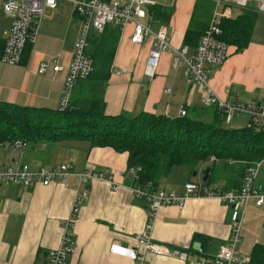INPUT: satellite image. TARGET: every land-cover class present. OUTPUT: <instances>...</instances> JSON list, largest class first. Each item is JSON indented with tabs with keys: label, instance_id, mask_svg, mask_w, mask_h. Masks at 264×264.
Masks as SVG:
<instances>
[{
	"label": "crops",
	"instance_id": "crops-1",
	"mask_svg": "<svg viewBox=\"0 0 264 264\" xmlns=\"http://www.w3.org/2000/svg\"><path fill=\"white\" fill-rule=\"evenodd\" d=\"M151 1L154 3L144 7L145 15L141 20L153 30L164 26L175 49L184 45L183 39L190 26L194 37L201 36L214 10L213 0ZM243 10L231 6L227 17L234 18ZM81 22L73 4L68 1H60L54 9L47 10L33 42L26 53L23 51L21 62L9 64L0 58V101L57 109ZM10 23L11 17L0 5V57ZM133 30L131 22L123 27L108 23L102 31L90 29L85 53L92 61L91 73L102 63V78L95 79L94 75L90 78V73L78 79L69 104L79 105L92 99L102 103L107 115L131 116L146 111L177 117L183 108L185 115L204 122H220L229 128L247 125V115L236 114L234 117L239 119H244L241 115L245 116L242 120L245 122L226 126L220 110L202 105L206 94L204 87L187 82L183 67L174 64L173 50L163 51L154 76H147L146 61L153 48V38L147 36L140 42H132ZM187 47L192 53L196 46ZM236 49L235 45L228 44L225 61L207 66L209 86L226 101L247 103L263 99L264 13L256 12L249 44L240 51ZM44 62L48 63V68L40 73L38 67ZM55 64L61 65L62 69L54 71ZM167 88L168 92L165 91ZM13 143L0 142V167L21 163L39 168L69 163L74 172H80L92 165L97 170H106L114 184L103 179L83 184L76 175H70L65 182L35 181L30 186L0 184V264H45L47 251L60 245L63 223L71 216L79 191L85 188L86 197L74 218L73 251L66 264H188L199 256H214L226 243L230 207L218 198L201 196L188 198L182 208L162 205L157 210L149 237L166 248V253L156 255L145 251L144 262L111 253L109 245L112 242L136 248V236L144 230L148 217L146 201L136 197L131 190L134 181L127 170L128 153L109 146H96L87 140H40L25 142L24 146ZM210 157L208 161L196 164L194 170L189 166L173 167L167 175L159 177L156 189L181 192L188 180L204 182L202 170L210 166V174L211 165L215 174L214 182L206 183L209 187L239 188L243 176H238L236 165H224L216 157V161H210ZM257 181L264 187V171L260 168ZM194 234L208 237L202 246V255L197 253L199 244H195L194 253L188 251ZM255 244L264 245V205L257 207L250 201L237 252L240 256L250 257ZM182 252H188L186 260L180 256ZM232 264L248 262L233 260Z\"/></svg>",
	"mask_w": 264,
	"mask_h": 264
},
{
	"label": "built area",
	"instance_id": "built-area-1",
	"mask_svg": "<svg viewBox=\"0 0 264 264\" xmlns=\"http://www.w3.org/2000/svg\"><path fill=\"white\" fill-rule=\"evenodd\" d=\"M60 1L72 3L82 22L73 45L71 61L67 66L65 85L58 105L59 110H64L69 106V97L77 80L87 77L93 69L92 61L85 53L90 29L102 31L108 23L123 27L131 22L134 25L132 42H140L147 36L153 38V48L146 61L145 73L147 76H154L161 53L173 50L174 64L183 67L187 82L200 84L204 87L206 91L202 99L204 107H215L220 110L226 124H229L236 114H245L248 117L247 126L256 130L264 129V98L247 103L226 101L220 98L207 82V66L220 65L228 56V44L219 37L221 34L220 18L229 15L231 6L264 13V0H213L214 10L208 27L200 36L192 53L186 45L178 49L173 48L164 26L153 30L149 25L142 22L141 18L145 15L144 7L154 3L151 0H0L3 12L11 17L9 29L4 37V47L0 57L2 61L9 64L21 62L24 48L26 44L33 42L45 12L54 9ZM220 8L222 9L220 10ZM47 68L48 63L44 62L39 65L38 71L43 73ZM61 69V65H53L54 71ZM165 91L168 92L169 89L167 88ZM185 114L186 111L181 108L179 115L184 116ZM13 144L24 146L25 142L14 141ZM216 160L214 156L210 157V161ZM263 164L264 158L248 165L244 170L242 184L237 189L211 188L205 182L188 180L183 184L181 192L159 190L148 183H138L141 167H128L127 170L133 175L134 184L131 186L133 194L143 198L147 203V222L142 233L136 236V248L124 247L112 242L109 245V251L127 255L129 258L141 262H144L143 254L145 251H151L156 255L166 253V248L152 242L149 237V230L159 207L176 205L182 208L185 201L190 197L210 196L218 198L230 207L229 235L226 243L219 247L214 256H199L188 264H232L233 260L242 263L248 262L250 257L247 255L240 256L237 252V246L241 238V228L248 203L253 201L257 207L264 205V187L257 181L259 168ZM108 174L106 170H97L92 165H88L80 172H74L73 166L69 163L39 168L18 163L0 167V184L17 183L30 186L35 181L50 182L56 180L65 182L70 175H76L79 182L83 184H87L93 179L108 180L114 184L112 177ZM86 194V188L79 191L72 207L71 216L63 223L61 243L57 248L47 251L45 264H66L73 251L75 214L78 206L83 203ZM197 253L202 255V248L198 247ZM180 256L186 260L189 254L182 252Z\"/></svg>",
	"mask_w": 264,
	"mask_h": 264
},
{
	"label": "trees",
	"instance_id": "trees-1",
	"mask_svg": "<svg viewBox=\"0 0 264 264\" xmlns=\"http://www.w3.org/2000/svg\"><path fill=\"white\" fill-rule=\"evenodd\" d=\"M255 21L256 12L249 9L234 18L221 17L219 37L240 51L249 44ZM193 31L190 26L183 39L184 45H197L200 36L194 37ZM29 44H26L24 53ZM101 64L89 75L90 78L92 75L95 79L102 78ZM18 140H87L96 146L126 151L128 166L141 167L138 183H148L153 188H156L159 177L167 175L173 167L189 166L194 170L196 164L208 161L210 156L224 165H236L234 168L239 177L243 176L248 165L264 158V129L256 130L247 125L229 128L220 122H204L187 115L169 117L146 111L132 116L107 115L102 103L92 99L79 105L71 103L64 110L0 101V142ZM211 167L207 184L215 174L212 172L214 167ZM207 241L208 237L194 234L188 251L194 253L195 244L203 248ZM248 264H264V245L252 247Z\"/></svg>",
	"mask_w": 264,
	"mask_h": 264
},
{
	"label": "rangeland",
	"instance_id": "rangeland-1",
	"mask_svg": "<svg viewBox=\"0 0 264 264\" xmlns=\"http://www.w3.org/2000/svg\"><path fill=\"white\" fill-rule=\"evenodd\" d=\"M221 9H222V8H220V10H221ZM236 9H237V8H235L234 11H237ZM238 9H239V8H238ZM249 10H250V11H254V10H252V9H249ZM202 105H203V104H202ZM203 106H204V105H203ZM241 117L244 118V119L246 118L245 116H242V115H241ZM244 119H239V117L236 116V117H234V119L232 120V122H231L230 124H226V123H225V125H226V126H229V125H234V126H235V125H241L243 122H245V121H242V120H244ZM260 169H262V171H264V164L261 165ZM212 182H214L213 179H212Z\"/></svg>",
	"mask_w": 264,
	"mask_h": 264
},
{
	"label": "water",
	"instance_id": "water-1",
	"mask_svg": "<svg viewBox=\"0 0 264 264\" xmlns=\"http://www.w3.org/2000/svg\"><path fill=\"white\" fill-rule=\"evenodd\" d=\"M209 172H210V166H206L203 170H202V177L201 180L202 181H207L208 176H209ZM195 174V171L193 172ZM124 247H127L126 245H123ZM197 246V245H196Z\"/></svg>",
	"mask_w": 264,
	"mask_h": 264
}]
</instances>
